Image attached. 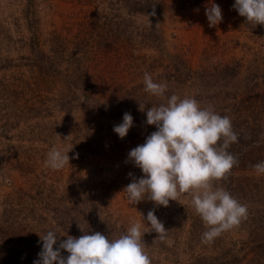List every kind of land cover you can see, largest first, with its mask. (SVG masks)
I'll return each mask as SVG.
<instances>
[{
  "label": "rangeland",
  "instance_id": "obj_1",
  "mask_svg": "<svg viewBox=\"0 0 264 264\" xmlns=\"http://www.w3.org/2000/svg\"><path fill=\"white\" fill-rule=\"evenodd\" d=\"M211 3L222 11L215 27ZM234 3L0 0V264H33L48 231L56 248L84 233L114 240L133 224L151 264H264V174L252 167L264 161V26L246 23ZM145 72L166 83L165 97L228 116L238 136L228 149L238 164L217 184L248 214L211 243L190 194L162 207L134 205L124 191L129 173L142 176L129 151L156 131L146 112L166 103L145 91ZM126 112L133 127L120 139L113 127ZM52 147H73L69 165L46 166Z\"/></svg>",
  "mask_w": 264,
  "mask_h": 264
},
{
  "label": "clouds",
  "instance_id": "obj_2",
  "mask_svg": "<svg viewBox=\"0 0 264 264\" xmlns=\"http://www.w3.org/2000/svg\"><path fill=\"white\" fill-rule=\"evenodd\" d=\"M233 8L246 23L264 26V0H235ZM205 16L209 27L217 26L223 18L215 3L205 8ZM143 81L147 93L165 98L166 103L151 106L146 112V125L155 126L156 131L129 151L128 161L140 169L142 176L136 179L129 173L131 182L124 191L134 205L147 198L162 207L177 201L181 194H190L193 208L207 229L202 242L211 243L223 232L239 226L248 214L247 206L217 184L238 164L237 157L228 151L238 136L230 118L221 116L211 106L201 107L192 97H165L166 83L154 82L147 72ZM144 108L145 105H139L140 111ZM132 127L133 117L126 112L113 132L123 139ZM72 148L62 151L52 147L46 166L60 170L69 165L68 153ZM252 167L257 174H264V161ZM146 221L163 238L166 230L154 210L147 213ZM143 235L141 226L133 224L126 234L114 240L99 232L84 233L79 238L67 236L54 248L59 238L54 231H48L39 236L42 249L33 264H151ZM62 251L68 254L66 258Z\"/></svg>",
  "mask_w": 264,
  "mask_h": 264
}]
</instances>
